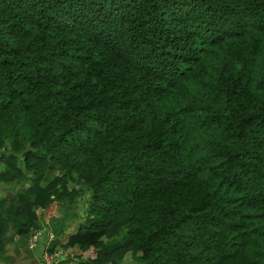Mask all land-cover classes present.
I'll list each match as a JSON object with an SVG mask.
<instances>
[{
  "label": "trees",
  "instance_id": "1",
  "mask_svg": "<svg viewBox=\"0 0 264 264\" xmlns=\"http://www.w3.org/2000/svg\"><path fill=\"white\" fill-rule=\"evenodd\" d=\"M45 214L74 264H264V0H0V259Z\"/></svg>",
  "mask_w": 264,
  "mask_h": 264
},
{
  "label": "crops",
  "instance_id": "2",
  "mask_svg": "<svg viewBox=\"0 0 264 264\" xmlns=\"http://www.w3.org/2000/svg\"><path fill=\"white\" fill-rule=\"evenodd\" d=\"M56 174L58 173L49 172L48 177L53 178ZM76 203L77 202L72 204ZM72 204L64 203V215L82 213L77 210L76 206L75 208L71 206ZM61 206H63V204H61L60 207ZM80 216L81 218H78V221L82 222L83 213L80 214ZM43 224L44 227L41 229L43 235L37 239L34 247L30 246V240L36 231L30 230L27 233L18 235L16 230L12 228L6 238L9 252L1 257L0 264H74L76 258H79L81 255V252L77 247L63 249L59 245H55L53 251L49 250V248L52 247V244L57 242L62 234V227L64 225L63 218L59 221L57 218H45ZM50 235L53 237L49 238ZM46 257H49L52 260L49 262L45 259ZM137 264L139 263L137 262Z\"/></svg>",
  "mask_w": 264,
  "mask_h": 264
},
{
  "label": "rangeland",
  "instance_id": "3",
  "mask_svg": "<svg viewBox=\"0 0 264 264\" xmlns=\"http://www.w3.org/2000/svg\"><path fill=\"white\" fill-rule=\"evenodd\" d=\"M71 206H73L74 208H75V206H76L77 210H78L79 212H82V210L86 208L87 204H86V202L83 201L82 198H79L78 201H77V203H76V204H72ZM59 207H60V206H59ZM61 208H62L63 210H62ZM60 209H61V211H62L63 216H70V215L72 214V213H71V214L64 215V212H65V211H64V205L61 206ZM80 214H82V213H80ZM48 216H49L48 214H45V218H46V219H47V218L49 219ZM122 264H137V262L132 258V256H131L130 254H128L127 257H126V259H124V261L122 262Z\"/></svg>",
  "mask_w": 264,
  "mask_h": 264
},
{
  "label": "built area",
  "instance_id": "4",
  "mask_svg": "<svg viewBox=\"0 0 264 264\" xmlns=\"http://www.w3.org/2000/svg\"><path fill=\"white\" fill-rule=\"evenodd\" d=\"M43 235V231L42 230H38V231H36L35 232V234L33 235V237L31 238V240H30V246L31 247H34L35 246V243L37 242V239L39 238V237H41ZM51 237H53L52 235H50L49 236V238H51ZM47 261H51L52 259L51 258H49V257H46L45 258Z\"/></svg>",
  "mask_w": 264,
  "mask_h": 264
}]
</instances>
